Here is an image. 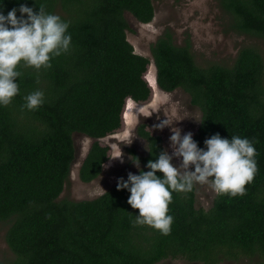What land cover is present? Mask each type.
I'll return each instance as SVG.
<instances>
[{
  "label": "trees",
  "instance_id": "1",
  "mask_svg": "<svg viewBox=\"0 0 264 264\" xmlns=\"http://www.w3.org/2000/svg\"><path fill=\"white\" fill-rule=\"evenodd\" d=\"M21 3L67 22L71 43L50 67L18 65L20 92L0 107V221L9 225L5 241L16 256L11 264H156L168 258L220 264L264 258L260 52L244 46L231 65L204 67L196 63L189 42L177 45L167 31L153 43L157 88L182 89L201 111L203 122L193 135L198 146L215 133L247 137L254 142L258 169L244 195L216 194L206 210L195 206V185L189 192H173L171 231L162 235L135 223L138 209L127 203L130 193L118 190L117 182L92 199H59L76 157L73 134L93 140L78 169L79 178L90 182L109 158V147L99 140L121 128L126 101L142 103L151 95L145 78L150 59L128 41L124 13L149 23L152 0H2L0 7L6 13ZM219 4L231 18V30L264 39V0ZM37 89L44 103L30 111L23 97ZM144 127L137 132L146 140V153L129 151L146 171L147 161L165 148L161 136Z\"/></svg>",
  "mask_w": 264,
  "mask_h": 264
},
{
  "label": "clouds",
  "instance_id": "2",
  "mask_svg": "<svg viewBox=\"0 0 264 264\" xmlns=\"http://www.w3.org/2000/svg\"><path fill=\"white\" fill-rule=\"evenodd\" d=\"M67 29L68 23L58 15L41 9L34 12L31 6L23 3L6 13L0 7V107L9 105L20 92L18 65L23 63L25 67L37 70L47 68L53 57L68 51L71 36ZM23 99V107L36 110L44 103V93L37 89ZM159 103L158 98L143 106L129 102L123 129L109 137L110 159L123 162L121 145L132 143L139 117H149L157 112ZM177 115L173 109L171 116ZM183 118L170 122L166 117L154 125L157 129L170 127L171 153L162 150L154 160H148L144 166L146 171L140 168L139 160L134 156L131 162L138 172H129L126 179L118 177L116 183L118 190L125 189L130 193L127 203L138 209L135 223L150 226L162 235L171 231L173 217L168 214V205L173 192H189L194 183H199L208 184L217 195H244L245 186L253 182L258 170L253 141L235 135L225 138L215 133L203 141L204 147H199L191 132L181 134V129L176 126ZM174 157L179 158L178 165L172 163Z\"/></svg>",
  "mask_w": 264,
  "mask_h": 264
},
{
  "label": "rangeland",
  "instance_id": "3",
  "mask_svg": "<svg viewBox=\"0 0 264 264\" xmlns=\"http://www.w3.org/2000/svg\"><path fill=\"white\" fill-rule=\"evenodd\" d=\"M152 3L154 17L149 23H140L132 14L124 13L128 23L126 30L128 41L132 44L136 53L150 59L145 78L151 88V95L147 101L142 103H136L128 99L123 109L121 128L100 139V144L109 147V137L116 135L123 129V117L129 102L143 106L151 104L154 99L158 98L160 101L158 111L149 117H143L142 115L139 117L133 132L135 137L132 143L121 145L123 162L120 159L108 158L103 164L101 173L90 182H83L79 178L78 169L93 140L81 133H74L73 141L76 157L59 199L86 200L95 198L117 182L118 177L125 178L129 172L134 173L137 167L131 162L133 158L129 150L134 149L139 154H145L147 151L146 140L140 137L137 132V127L141 124L151 134L161 136L163 146L169 153L172 151L168 139L171 135L170 127L166 125L162 129H157L154 127L155 124L166 119V117L170 122L176 118L185 117L176 122V126L181 129V134L191 132L193 137L200 123V109L190 102L189 95L182 89L164 92L159 90L155 83V66L152 60L151 47L165 31L171 34L173 42L177 45H184V43L189 42L195 61L200 66L205 67L210 64L229 66L236 58L239 49L244 46L255 47L264 61V39L231 30V18L221 8L219 0H152ZM173 109L177 111V117L171 116ZM108 155H111L110 147ZM172 163L178 165L179 158L174 157ZM189 170H192L191 167ZM194 185L195 206L205 210L209 209L216 193L208 184L194 183ZM8 226L7 223L0 221V261L5 264H11L16 258L5 241ZM156 264L201 263L187 261L182 258H168ZM220 264H264V258L260 256L239 257L237 260L226 259Z\"/></svg>",
  "mask_w": 264,
  "mask_h": 264
}]
</instances>
